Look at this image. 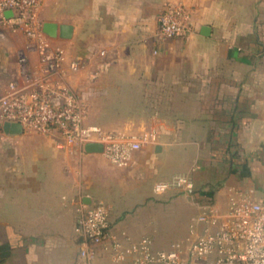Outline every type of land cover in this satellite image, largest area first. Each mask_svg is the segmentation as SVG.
Masks as SVG:
<instances>
[{"label":"crops","instance_id":"obj_1","mask_svg":"<svg viewBox=\"0 0 264 264\" xmlns=\"http://www.w3.org/2000/svg\"><path fill=\"white\" fill-rule=\"evenodd\" d=\"M167 4L191 14L187 37H156ZM38 16L72 27L70 39L52 41L66 62L86 65L68 76L87 104L85 123L128 135L154 129L158 138L115 168L83 148L59 149L56 134L0 131V264H77L80 201L107 205L112 232L128 244L151 240L154 217L192 221L202 195L220 213L230 188L264 197V0H44ZM1 41L16 56L25 43L9 33ZM16 75L17 65L9 81ZM180 176L194 196L155 193ZM93 264L114 263L102 254Z\"/></svg>","mask_w":264,"mask_h":264},{"label":"built area","instance_id":"obj_2","mask_svg":"<svg viewBox=\"0 0 264 264\" xmlns=\"http://www.w3.org/2000/svg\"><path fill=\"white\" fill-rule=\"evenodd\" d=\"M43 1L0 0V38L9 33L21 34L25 40L17 75L0 91V131L4 122H10L20 124L23 132L56 134L59 149L101 144L100 155L111 166L125 167L134 153L156 143L158 133L149 129L128 135L85 123L87 104L68 76L86 65L79 59L66 62L63 48L43 34L38 16ZM192 28L191 14L184 5L167 4L157 17L156 37H187ZM104 54L101 51L99 56ZM105 69L106 64L92 67L87 80L94 82ZM262 153L264 158V148ZM170 189L187 197L195 195L189 176L154 186L157 194ZM228 192L225 213L218 212L209 195H202L201 211L191 221L189 237L166 250H154L148 237L123 243L112 232L107 205L80 201L74 227L79 238L77 264H93L102 254L114 264H264V197L257 200L236 188Z\"/></svg>","mask_w":264,"mask_h":264},{"label":"rangeland","instance_id":"obj_3","mask_svg":"<svg viewBox=\"0 0 264 264\" xmlns=\"http://www.w3.org/2000/svg\"><path fill=\"white\" fill-rule=\"evenodd\" d=\"M18 35L23 38L21 34ZM18 56L16 49L0 42V85L10 80ZM190 224L191 217H185V214L181 217H154L148 223L146 232L154 248L166 250L172 243L179 242L190 234Z\"/></svg>","mask_w":264,"mask_h":264},{"label":"water","instance_id":"obj_4","mask_svg":"<svg viewBox=\"0 0 264 264\" xmlns=\"http://www.w3.org/2000/svg\"><path fill=\"white\" fill-rule=\"evenodd\" d=\"M42 32L51 39L57 38L60 40H66L71 38L72 27L65 24L45 22L42 23ZM208 34L209 29L204 28L202 30V35L207 36ZM1 131L5 135H21L23 133V128L18 123L4 122ZM83 149L86 153L100 154L102 152V145L97 143H87L84 145Z\"/></svg>","mask_w":264,"mask_h":264}]
</instances>
